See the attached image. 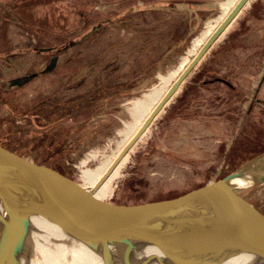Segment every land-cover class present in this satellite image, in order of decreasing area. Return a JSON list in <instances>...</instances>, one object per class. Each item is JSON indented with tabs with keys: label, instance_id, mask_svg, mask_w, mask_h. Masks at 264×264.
Masks as SVG:
<instances>
[{
	"label": "rangeland",
	"instance_id": "rangeland-1",
	"mask_svg": "<svg viewBox=\"0 0 264 264\" xmlns=\"http://www.w3.org/2000/svg\"><path fill=\"white\" fill-rule=\"evenodd\" d=\"M236 1L0 0V144L84 182ZM247 23L233 24L225 43L188 74L128 151L105 200L136 204L232 172L264 174V80L253 73L254 51L264 49L233 48L264 41ZM237 190L264 214V181ZM33 233L8 238L9 264L80 263L75 251Z\"/></svg>",
	"mask_w": 264,
	"mask_h": 264
},
{
	"label": "water",
	"instance_id": "water-1",
	"mask_svg": "<svg viewBox=\"0 0 264 264\" xmlns=\"http://www.w3.org/2000/svg\"><path fill=\"white\" fill-rule=\"evenodd\" d=\"M247 1L237 0L209 34L109 171L148 129ZM242 175L245 173L232 172L169 198L118 204L96 197L56 169L0 145V264H9L6 255H15L8 238L20 240L35 217L73 242L97 251L100 264L263 261L264 214L229 182ZM247 178L252 183L263 182L264 174ZM12 263L18 264L16 260Z\"/></svg>",
	"mask_w": 264,
	"mask_h": 264
},
{
	"label": "bare ground",
	"instance_id": "bare-ground-1",
	"mask_svg": "<svg viewBox=\"0 0 264 264\" xmlns=\"http://www.w3.org/2000/svg\"><path fill=\"white\" fill-rule=\"evenodd\" d=\"M186 65H185V67H186ZM184 68H183V70H184ZM171 84L172 83H170V85ZM169 86L165 89V91L161 95L160 99L167 92V90L169 89ZM160 99H159V101H160ZM153 108L151 109V111L153 110ZM151 111L147 114V116L151 113ZM147 116H145L144 119L137 125V127L135 128V130L133 131V133L125 140V142L121 145V147L119 148V150L115 154H113L112 156H110V158L107 159L106 162H104L100 166V168L96 171V173L93 176L87 177V179L84 182L80 183L86 190H91L96 197H98L100 199H104V197L106 195V192H107V190L109 188V185L111 184L113 178L117 174L118 169L126 161L127 153L128 152L122 158H120V160L112 168V170L109 171L110 165L116 159V157L118 156V154L121 151V149L128 143V141L132 138V136L135 134V132L139 129L140 125L143 123V121L146 119ZM247 171H249V170H247ZM248 175L245 173V175L238 176V177H234L233 178L234 184H232V185L234 187L238 188V187H242V186L251 184L252 181L247 178ZM31 230H33V232H35L33 234L38 235V236H41L45 240H47L49 242L50 241L51 242H59L64 247L75 251L77 253V255H78L79 260H80V263H78V264H100L99 263L100 256H99V254H98L97 251H92V250L88 249L87 247H85V246H83V245H81L79 243L73 242L72 240H70L67 237L63 236L58 230H56V229H54L52 227L46 226L44 224V222L42 221V219H40V218L35 217V218L30 219V231ZM45 258H46V261L48 263L51 262L50 257H47V255H45ZM260 261H262V260H260ZM260 261L259 260H252V259L249 260V259H246V260L233 261V262H230L228 264H253V263L254 264H260V263H262ZM118 264H121V263H118Z\"/></svg>",
	"mask_w": 264,
	"mask_h": 264
},
{
	"label": "crops",
	"instance_id": "crops-1",
	"mask_svg": "<svg viewBox=\"0 0 264 264\" xmlns=\"http://www.w3.org/2000/svg\"><path fill=\"white\" fill-rule=\"evenodd\" d=\"M239 20L248 22L246 24V30L248 32L258 33V35H260V33H264V0H248L244 4V6L241 8V10L237 13V15L234 17V19L231 21V23L227 26L226 30L221 34V36L218 37L217 40L214 41V43L211 45V47L202 56V58L197 63V65L205 58L206 54L209 51L212 52L220 44L225 43L224 38L229 37L230 27L233 24H236L237 22H239ZM222 36H223V38H221ZM251 47L252 48H258V49H264V41H262L261 39L260 40L259 39L244 40V41L238 43L237 45H234L233 48H235L236 50L237 49L243 50L245 48H251ZM239 51L240 52L237 53L238 56L242 55L243 59L245 60L249 54L246 51H244V52L241 50H239ZM254 57L256 58V60L253 62H255L254 64H256L257 66H256V70L253 71V73L256 75V78L264 80V52H261L260 50L254 51ZM256 88L258 89V91L260 90L261 81L259 82V84H257ZM178 90L180 91V88ZM178 90H177V92H178ZM261 92L263 94V91H260V94H261ZM176 93L172 96V98L169 100V102L173 99V97L176 95ZM169 102L164 105V107L161 111H163V112L166 111L165 108L169 106L168 105ZM252 172H254V170H252ZM252 172H250V174H256V173H252ZM251 184H254V183H251Z\"/></svg>",
	"mask_w": 264,
	"mask_h": 264
},
{
	"label": "trees",
	"instance_id": "trees-1",
	"mask_svg": "<svg viewBox=\"0 0 264 264\" xmlns=\"http://www.w3.org/2000/svg\"><path fill=\"white\" fill-rule=\"evenodd\" d=\"M0 145H2V144H0ZM3 146V145H2ZM5 147V146H4Z\"/></svg>",
	"mask_w": 264,
	"mask_h": 264
}]
</instances>
